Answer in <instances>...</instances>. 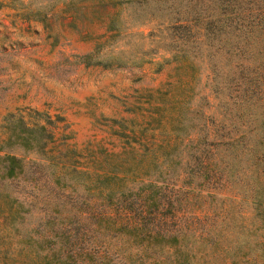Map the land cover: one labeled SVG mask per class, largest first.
<instances>
[{
    "label": "rangeland",
    "instance_id": "1",
    "mask_svg": "<svg viewBox=\"0 0 264 264\" xmlns=\"http://www.w3.org/2000/svg\"><path fill=\"white\" fill-rule=\"evenodd\" d=\"M244 56L263 73L260 50ZM240 59L230 0H0V264H32L46 213L69 228L75 208L137 210L149 191L173 196L165 211L207 212L202 227L223 226L230 245L234 182L254 169L230 144L253 139L237 116Z\"/></svg>",
    "mask_w": 264,
    "mask_h": 264
},
{
    "label": "trees",
    "instance_id": "2",
    "mask_svg": "<svg viewBox=\"0 0 264 264\" xmlns=\"http://www.w3.org/2000/svg\"><path fill=\"white\" fill-rule=\"evenodd\" d=\"M249 47L264 55V0H230V52L241 57L234 69L237 116H245L244 113L250 116L249 135L253 138L248 145L243 143L238 148L239 137L235 135L230 144L235 149V159L239 153H246L249 166L254 164L248 176L243 168L245 175L234 182L239 190H233L230 197L234 204V208L230 207V245L219 238L226 231L223 226H218L219 230L214 226L202 227V218L208 215L205 210L200 216L184 208L165 211L164 206L173 196L161 194L156 198L149 191L139 197L137 210L131 201L115 210L75 208L77 221L69 228L63 224L48 225L51 216L46 213L38 234L43 242L38 247L43 250L35 252L38 257L32 264H208V261L213 264L212 259L221 255L222 264H264V89L256 83L264 78V70L260 74L263 67L260 63L257 77L247 74L244 54ZM254 100L259 103L258 119L263 122L260 130L255 129L258 119L248 107ZM24 133L31 130L19 127L15 136L23 145L43 146L44 139L42 142L40 136L34 135L31 144ZM257 143L260 148H255ZM8 157L17 159L14 155ZM12 169L10 164L7 175ZM121 201L125 203L124 199ZM10 202L14 206L16 198L11 197ZM220 211L214 216L226 212L224 208ZM183 213L188 216L180 222ZM8 217L11 218L9 213ZM219 251L226 254H215Z\"/></svg>",
    "mask_w": 264,
    "mask_h": 264
}]
</instances>
